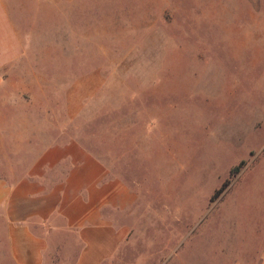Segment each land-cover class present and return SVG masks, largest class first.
Here are the masks:
<instances>
[{
  "label": "rangeland",
  "instance_id": "374dc122",
  "mask_svg": "<svg viewBox=\"0 0 264 264\" xmlns=\"http://www.w3.org/2000/svg\"><path fill=\"white\" fill-rule=\"evenodd\" d=\"M34 2L14 15L23 43L3 47L24 56L0 86L27 95L15 114L31 140L13 154L16 176L42 144L32 135L47 132L127 183L128 235L104 264H258L264 0H43L37 11ZM67 166L46 182H61ZM61 228L54 254L68 262L67 241L74 255L79 244Z\"/></svg>",
  "mask_w": 264,
  "mask_h": 264
},
{
  "label": "crops",
  "instance_id": "0c3cea01",
  "mask_svg": "<svg viewBox=\"0 0 264 264\" xmlns=\"http://www.w3.org/2000/svg\"><path fill=\"white\" fill-rule=\"evenodd\" d=\"M22 1L0 0V50L6 44L23 43L14 17ZM32 1L37 11L43 0ZM8 49L10 54L5 48L0 51V86L16 78L20 72L13 68L24 57L19 48ZM26 100L24 92L13 90L12 94L9 89H0V264H104L128 235L123 218L136 201V194L120 179H107L99 157L73 141L53 143L47 132L45 136L42 132L32 135V140L40 139L43 145L37 150L36 144L30 145L34 153L20 164L25 173L17 177L12 170L16 164L13 154L26 150L31 140L23 117L15 114L21 112V102H25L27 111ZM6 144L11 153L5 152ZM60 161L68 163L65 177L49 184L46 175ZM54 193L56 198H52ZM53 216L63 224L53 219L52 224ZM59 227L79 244L74 255L73 241H67L68 250L64 252L66 258L70 257L68 262L54 254L57 239L53 233ZM258 252V264H264V238Z\"/></svg>",
  "mask_w": 264,
  "mask_h": 264
},
{
  "label": "trees",
  "instance_id": "16d2710c",
  "mask_svg": "<svg viewBox=\"0 0 264 264\" xmlns=\"http://www.w3.org/2000/svg\"><path fill=\"white\" fill-rule=\"evenodd\" d=\"M243 163H244V161H240L238 165H236L230 169L229 174L231 177L235 176L239 172V169H240L241 165H243ZM228 183H229V180H226L225 182H223L221 187L212 195L211 199H214L215 197H217L226 188Z\"/></svg>",
  "mask_w": 264,
  "mask_h": 264
}]
</instances>
